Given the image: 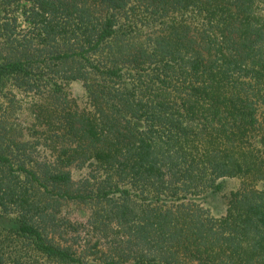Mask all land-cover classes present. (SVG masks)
<instances>
[{
	"label": "trees",
	"instance_id": "16d2710c",
	"mask_svg": "<svg viewBox=\"0 0 264 264\" xmlns=\"http://www.w3.org/2000/svg\"><path fill=\"white\" fill-rule=\"evenodd\" d=\"M0 80L44 96L51 155L0 111V264H264V0H0ZM62 200L89 209L64 242Z\"/></svg>",
	"mask_w": 264,
	"mask_h": 264
},
{
	"label": "rangeland",
	"instance_id": "374dc122",
	"mask_svg": "<svg viewBox=\"0 0 264 264\" xmlns=\"http://www.w3.org/2000/svg\"><path fill=\"white\" fill-rule=\"evenodd\" d=\"M18 17V24L20 25L18 30L20 34H22L24 32L23 29L27 28L29 25L23 22L19 14ZM6 82L7 81L1 82L0 80V88H3ZM9 86L10 84L8 82L7 87ZM67 90L80 107L85 105V92L80 81L71 82L67 86ZM10 91L12 92L11 94L15 96L8 94L7 96L0 97L2 106L0 111L5 113L4 118L6 119L8 135L15 138V140H26L28 145L25 149L27 152L31 153L35 159L41 160L50 158V150L45 146L43 139L39 138L40 134H37V130L40 128L37 125L33 127L36 121L35 112L37 107L44 103V96L32 92L24 93L13 87ZM72 172L74 179L77 180L85 173V169H74ZM222 184L221 190L209 195L205 204L208 206L211 213L215 215H220L224 212L230 192L236 190L240 186V179L236 177L225 178ZM88 215L89 209H87L84 204L62 200L58 213L59 224L61 225L60 229L63 230L61 242H64V240H67L70 236H75L77 234L75 229L83 233V228L78 224L85 222ZM76 247H78V245H76ZM4 250L6 252V255H4L5 260L13 264L16 260L17 247L10 245V247H5ZM22 262H42V260L26 254Z\"/></svg>",
	"mask_w": 264,
	"mask_h": 264
}]
</instances>
